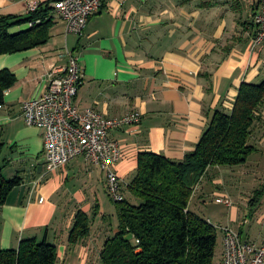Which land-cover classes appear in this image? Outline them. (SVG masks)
Segmentation results:
<instances>
[{
    "label": "crops",
    "instance_id": "crops-1",
    "mask_svg": "<svg viewBox=\"0 0 264 264\" xmlns=\"http://www.w3.org/2000/svg\"><path fill=\"white\" fill-rule=\"evenodd\" d=\"M31 1L50 0H0V17L26 16ZM261 8L262 0H109L82 36L68 34L53 11L55 26L47 45L0 56V71L9 69L18 78L0 109L3 173L7 179H23L0 206V251L18 250L23 240L36 238L57 247L58 264H103L105 244L117 231V209L108 206L102 169L79 157L50 171L44 131L25 122L23 104L47 91L53 65H67V52L79 57L83 79L75 105L80 111L93 109L107 119L141 115L138 125L110 133L122 151L114 168L129 198L141 153L183 160L196 149L213 111L231 113L243 83L264 81V45L252 49ZM251 144L257 149L249 160L252 167L210 168L193 201L209 185L206 196L231 202L221 203L228 210L223 228L262 244L264 197L253 223L248 217L253 195L246 198L245 189L264 185V108ZM80 211L92 219L91 230L72 244Z\"/></svg>",
    "mask_w": 264,
    "mask_h": 264
},
{
    "label": "trees",
    "instance_id": "trees-1",
    "mask_svg": "<svg viewBox=\"0 0 264 264\" xmlns=\"http://www.w3.org/2000/svg\"><path fill=\"white\" fill-rule=\"evenodd\" d=\"M47 1L26 16L0 17V56L26 52L47 45L55 26L54 8ZM27 25L19 33L15 27ZM18 82L9 69L0 71V106ZM264 108V81L243 83L231 113L215 110L196 149L183 160L143 152L137 175L129 185L130 197L117 204V231L102 252L103 264H214L217 228L192 213L197 187L212 167L235 168L249 163L257 150L251 136ZM0 143V206L23 184L21 177L7 179ZM264 197V185L254 191L251 212ZM114 202V201H113ZM92 219L78 212L70 243L78 244L90 234ZM0 264H58V249L46 241L25 239L18 250H1Z\"/></svg>",
    "mask_w": 264,
    "mask_h": 264
},
{
    "label": "built area",
    "instance_id": "built-area-1",
    "mask_svg": "<svg viewBox=\"0 0 264 264\" xmlns=\"http://www.w3.org/2000/svg\"><path fill=\"white\" fill-rule=\"evenodd\" d=\"M109 0H55L52 3L57 16L66 24L68 34L82 36L95 13ZM41 3L31 1L28 13L35 12ZM258 27L253 36L252 49L264 45V0L255 18ZM69 63L52 66L48 74L47 91L23 104V116L30 127L44 131V154L50 171H57L79 157L99 166L105 174L108 193L114 202L124 200L123 181L115 170L122 158L120 145L110 138L111 131L141 122L139 113L121 119H107L93 109L80 111L75 105L83 73L80 59L67 52ZM3 106H0L2 109ZM219 203L231 205L228 199ZM224 264H264V242L244 240L231 228H223Z\"/></svg>",
    "mask_w": 264,
    "mask_h": 264
},
{
    "label": "rangeland",
    "instance_id": "rangeland-1",
    "mask_svg": "<svg viewBox=\"0 0 264 264\" xmlns=\"http://www.w3.org/2000/svg\"><path fill=\"white\" fill-rule=\"evenodd\" d=\"M27 28V25H25V29ZM21 29L18 27H15L11 30L12 34L19 33ZM72 37V36H71ZM74 40V39H72ZM253 161L249 162L250 167H252ZM239 168L243 167H235V168H226L227 171L232 170H239ZM211 185V184H210ZM259 186L249 185L245 189V197L251 199L254 190L258 189ZM211 187L208 185L206 187L205 191L201 193L200 197H196L194 201L191 204V211L192 213L198 215L201 218H204L207 221H212V224L217 228L218 232V245L216 250V256L214 259V264H224V232L222 231V228L226 226V220H227V214L228 210L224 205L218 202L219 197L217 196H206V194L210 191ZM108 206L112 210L117 209V204L113 202L112 199H108ZM255 210L253 213L251 212V206H249V214L248 217L252 222L254 223L255 220L253 217H255L253 214L256 212ZM253 215V216H252ZM252 217V218H251ZM254 220V221H253Z\"/></svg>",
    "mask_w": 264,
    "mask_h": 264
}]
</instances>
